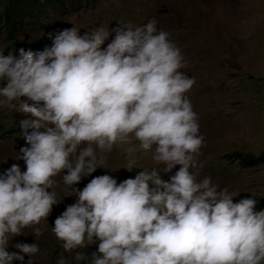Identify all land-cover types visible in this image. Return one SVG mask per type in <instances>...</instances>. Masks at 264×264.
<instances>
[{"label":"clouds","instance_id":"clouds-1","mask_svg":"<svg viewBox=\"0 0 264 264\" xmlns=\"http://www.w3.org/2000/svg\"><path fill=\"white\" fill-rule=\"evenodd\" d=\"M49 36L38 51L0 49V108L30 116L19 121L23 171L0 167V264H33L38 244L12 239L42 234L61 200L57 176L76 199L52 222L63 250L55 264H70L65 254L75 264H264V208L199 176L205 140L187 95L195 81L169 33L148 19ZM131 141L157 166L119 183L93 176L77 190Z\"/></svg>","mask_w":264,"mask_h":264},{"label":"rangeland","instance_id":"rangeland-1","mask_svg":"<svg viewBox=\"0 0 264 264\" xmlns=\"http://www.w3.org/2000/svg\"><path fill=\"white\" fill-rule=\"evenodd\" d=\"M148 19H154L158 29L169 33L187 62L181 70L195 81L187 95L205 140L199 176L208 175L218 187L236 192L234 202L244 195L264 198V163L244 168L234 156L236 152L252 156L264 153V0H75L70 8L25 20L11 38L0 16V49L5 55L11 50L15 56L17 48L41 50L50 43V33L72 25L82 32L102 23L109 27L117 23L138 26ZM29 118L0 108L3 170L15 163L23 171V161L15 159L25 145L21 130L15 134L4 130ZM130 162L132 168L128 169ZM106 165L107 169L97 168L82 177L75 185L77 190L93 176L109 174L119 183L141 169L157 166L151 153L139 150L134 141L114 146L106 154ZM176 168L159 173L160 178L167 180ZM54 179L57 183L53 190L61 200L52 207L47 224L39 225L42 234L35 237L27 228L22 232L26 234L12 239V243L34 240L38 244L33 264H55L63 252L61 241L51 232L52 222L76 197L68 196L59 176ZM95 248L92 244L85 249L91 253ZM65 255L70 264H75L71 254Z\"/></svg>","mask_w":264,"mask_h":264},{"label":"trees","instance_id":"trees-1","mask_svg":"<svg viewBox=\"0 0 264 264\" xmlns=\"http://www.w3.org/2000/svg\"><path fill=\"white\" fill-rule=\"evenodd\" d=\"M75 3V0H0V16L4 21V27L8 31L9 38L15 31V28L21 25L25 20L32 19L36 16H42L45 12H58L60 9L70 8ZM21 129L19 126L11 125L9 128L5 129L4 132H13L14 134L19 132ZM235 158H237L242 167H256L264 163V153L257 156H252L250 154H243L241 152L234 153ZM251 196L253 199L257 200L255 205V210H260L264 208V198L244 195L242 198H247ZM84 254L87 256L90 252L86 249L83 250Z\"/></svg>","mask_w":264,"mask_h":264}]
</instances>
